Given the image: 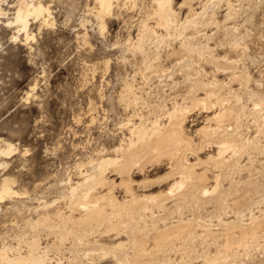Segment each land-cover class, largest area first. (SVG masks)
<instances>
[{"label": "rangeland", "instance_id": "1", "mask_svg": "<svg viewBox=\"0 0 264 264\" xmlns=\"http://www.w3.org/2000/svg\"><path fill=\"white\" fill-rule=\"evenodd\" d=\"M16 1L3 0L1 4L2 8L8 11L9 17L12 16L11 13L15 9L13 5ZM122 1L121 5H123L115 8V14L106 23V28L101 29L94 16L93 9H90L94 5V0H42L44 4L50 5L51 24L40 25V21L34 22L31 19L30 32L34 33V37L27 41L23 39V35L20 36L21 39L13 40L11 36L14 29L5 25L3 22L5 18L0 19V147L2 148V144H10L15 148L9 155H3V158L1 156L0 181L5 175L10 179L12 178V189L17 192V194L0 200V243H2L0 247L3 244L10 246L13 244L12 246L15 245L14 247L17 246L25 252L27 245L20 242V240L24 236L31 238V235L34 234L27 221H31V218L32 221H35L40 213L45 211L46 205L44 206V204H47L49 210L61 208L62 212L69 213L67 205L64 204L65 200L63 201L62 196L64 193H61V191L66 192L70 183L77 181L79 172H85L84 166H86L85 170L90 168V159H95L99 154H102V150H111L123 142L122 139L129 135L128 126L131 124L129 120L138 123L142 117V119L151 121L155 119L156 114L164 116L162 112L170 108L174 99L191 105L189 99L183 101L181 96H185L191 90V82L186 75L189 72L193 77H196L192 68L194 64L190 65L189 69L187 67L180 68L176 63L187 64L188 57L186 55H182V58L181 56H166L172 47L178 46L179 39L172 40L170 46L163 43L158 48L162 56L161 60L167 67L165 72L145 70L142 73L138 68L139 56L131 52L132 50L128 46L125 47V41L129 38H136L139 18L141 20L145 14L153 9V2L151 0ZM206 1L172 0V6L178 17L183 20L189 14L191 5L196 11H201ZM226 1L228 0H213V3H208L207 6L209 7L206 8V10L208 9L206 14L211 15L213 13L216 17L214 18L216 23L214 25L213 23L207 24V26L201 25L200 31L197 33L198 36L195 35L197 39L195 37L194 39H200L201 42L205 43L207 40L213 54L219 56L228 54L234 60L240 59L234 67L235 69L230 70L220 69L215 71L212 65L206 64L205 69L208 75L205 77L212 79L213 73H215L220 82L223 81L228 84L222 88V95L228 96L230 100H233L230 90L234 89L237 92V96L246 110V114L240 117L239 130L241 129V137L252 140L257 136V138H260H258V143L264 144V138L255 130L253 116L248 113L253 106L254 98L255 100L264 98V0H230L233 4V10L231 11H228ZM149 21L152 22V19H149ZM232 26L233 28H231ZM228 29L231 33L227 32ZM232 29L233 31H231ZM224 30L228 37H225ZM160 32H163V30H160ZM192 32V29L186 31L188 35ZM234 34L235 36H232ZM208 37L210 40H208ZM235 38L238 42L236 49L230 45ZM190 58L193 62L198 63L197 55L193 54V57ZM243 71L249 73L250 80L247 82L248 84L242 83L239 78H235L234 81L229 80L231 73L235 72L236 75H239ZM127 81L134 84L136 95L139 94L138 104L130 103L127 97H122L125 93L123 90H125L124 85L128 83ZM199 94L203 95L201 91ZM250 94H253L251 99L249 98ZM153 107L156 112L153 111ZM191 108L187 113L188 133L195 141H200L195 129L203 125L205 116L208 113L197 107ZM231 120L234 122L236 119L229 116L225 121L231 123ZM162 121H165V119L163 118ZM237 137L239 139V136ZM237 137L235 136V139L234 137L232 139L236 140ZM238 139L236 140L237 143ZM257 151L259 149L250 151L251 154L253 153L251 155L252 159H256L251 160L252 171H244L241 180L257 178V176L259 178L264 177V151ZM204 155L205 153L201 156ZM244 161L248 163L247 153L242 158L243 163ZM163 162L157 166L147 164L146 169L142 172H139L138 169L134 170L135 192L152 193L165 190L168 187L173 177L170 176L171 179L168 177L171 173L168 171L170 168H168L169 165L166 160ZM236 176L238 175L235 174V178ZM116 180L117 183L120 182L119 178H116ZM138 180L148 182L149 187L142 188L140 186L142 189L137 188L138 183H140ZM122 190L125 191L119 184L115 187L114 192L117 196L123 197L125 192ZM242 192L244 193L242 190L240 196H236V199L242 197ZM234 199L235 197L226 199L223 206L234 202ZM255 199L253 200L256 202L253 209L254 214L261 218V216H264V196L258 198L257 201ZM51 202H54L55 205ZM213 202L210 204L205 203V206H202L203 208L198 209L200 214L196 213L197 211H190L195 214L192 213L191 215L189 210L184 211V216L190 220L187 221L189 224H185L186 227L191 226L192 229L197 231V235L199 234L198 240L195 239L197 242H194V244H198L192 245L198 251L197 253L206 250L207 247L212 253H215L222 246H218L211 240L210 236L206 235L210 231L222 232V240H225L226 236H229L228 233H231L232 226L226 230L223 229L225 233L222 231L221 227L223 226L219 224L217 216L222 204L218 205ZM216 204L220 207H217ZM244 208V205H241L235 211ZM215 209L218 212L214 211ZM242 211L244 213L243 223L249 222V213L246 210ZM212 212L214 216H211ZM225 212L224 214L220 212V217L224 218V221H231V225H234L235 219L237 220L234 211L228 210ZM194 218H196L195 221H193ZM201 219H203V222ZM191 220L192 224L190 225ZM196 221L197 223L200 222V225ZM209 226L210 228H208ZM263 227L261 228L264 230ZM44 228L43 226L38 227L36 230L33 228V231L38 230L37 233L41 234V246H45L47 242L51 243L56 239H53V236H48ZM259 230L258 245H261V247L258 246L256 250L252 247L245 251L235 245L238 251L236 252L234 248L235 255L230 256L229 261L221 264H264V239L261 238H264V231ZM204 232L205 236L202 237ZM239 235V232H234V236ZM201 238H209L203 243L206 245L201 244ZM70 239L71 236L62 239L64 240L63 243H66L65 245H49L51 249L48 252L49 257L54 260L58 259L55 261L60 264H68L70 256L73 257L68 249ZM208 242L211 245L207 244ZM176 245L179 248L174 251L175 253L171 252L170 257L173 260L171 259L172 261L169 264L203 263L201 258L197 259L196 256L191 255L190 257L194 258L191 259L187 256V251L189 252L187 245L189 244L184 247L182 246L185 243L182 244V242V246L180 243ZM61 249L63 250L61 251ZM92 253H95L94 256L98 264H114V261L104 256L101 251H93ZM100 254L103 256L101 255V257ZM84 258L83 256L80 257L82 264H86L82 260ZM154 262L151 264H168L161 261Z\"/></svg>", "mask_w": 264, "mask_h": 264}, {"label": "bare ground", "instance_id": "2", "mask_svg": "<svg viewBox=\"0 0 264 264\" xmlns=\"http://www.w3.org/2000/svg\"><path fill=\"white\" fill-rule=\"evenodd\" d=\"M121 1L94 0V5L90 9H93L92 11L101 29L106 28V23L115 14V8L123 5H121ZM151 1L153 2V9L148 13L146 11L147 14L141 20L139 18L138 32L135 35L136 38H129L125 41V47L128 46L132 50L131 52L139 56L138 68L142 73L145 70L165 72L167 67L161 60L162 56L158 48L163 43H167L170 46L172 40L179 39L178 46H171L172 48L166 56H181L182 58V55H186L188 57L187 64H182L181 62L176 63L180 68H188L194 64L192 68L194 69L193 71L196 77H193L189 72L187 74L185 71L187 79L191 82V87L188 84L191 90L185 96H181L183 101L189 99L191 105L174 99L172 103L170 102V108L162 112L164 116L162 114H156L155 119L151 121L147 119L149 120L148 122L146 119H142L143 117L140 118L138 123L129 120L131 122L128 126L129 135L122 139L123 142L111 150H102V154H99L95 159H90V168L85 170L86 166H84L85 172H79L77 181L70 183V185L68 184L69 187L66 192L61 189V193H64L62 196L63 201L65 200L64 204L67 205L69 213L62 212L61 208L52 210L49 207L51 209L49 210L47 209V204H44V206L46 205L45 209L43 208L45 211L40 213L35 221H32V218L31 221H27V224L29 223L32 227L34 234L31 235V238L24 236L21 240L19 239L20 242H24L27 245V250L23 252L17 246H12L13 244L11 246L3 244L0 247V264H60L58 261H55L58 259L54 260L52 257H49L48 252L51 250L49 245H65L66 243L64 244V240L62 239L68 236H71L68 249L73 256H70L68 259V264H82L80 259L82 256L85 257L82 260L86 264H98L94 256L95 253H92L93 251H101L104 256L113 260L114 264H151L154 261H156L154 263L161 261L169 264L173 260L170 257L171 252L177 251L179 247L176 244L180 243L181 245V242L182 244L185 243V245H181L182 247L189 244L187 245L189 247V252L187 251L188 257L194 255L197 259L201 258L203 261L201 264H221L222 262L229 261L228 258L230 256L235 255V245L245 251L252 247L255 250L258 246L261 247V245H258L260 235L258 233L260 231L259 229H261V232L264 231L261 228L264 226V216L260 218V216L254 214L253 209L256 202L253 200L256 198L255 200L257 201L258 198L264 196V177L259 178L257 176L255 178L253 175L252 177L255 179H241L243 178L242 174L244 171H252L251 160L256 159H252L253 157L251 155L254 152L252 151L253 153L251 154L250 151L252 149L264 151V144L258 143L260 138L258 137V139L257 136L254 139L252 138V140L247 137L246 139L241 137V129L239 130L240 117L246 114V110L245 106L241 104L237 92L234 89L230 90L233 98V100H230L228 96L222 95V88L228 84L223 81L220 82L216 78L215 73H213L212 79L205 77L208 75L205 69L206 64L212 65L215 71H219L220 69L230 70L236 67L240 59L234 60L228 54H224L223 56L213 54L207 40L206 43L203 41L202 43L200 39H198L199 41L194 39L195 35L198 36L197 33L200 31L199 28L201 25L207 26V24L210 25L213 23L214 25L216 23L214 19L216 17L213 13L211 15L206 14L208 10L206 8L209 7L207 5L213 0H207L203 9L200 7L201 11H196L191 5L189 14L183 20L178 17V14L174 10L172 0ZM2 2L3 0H0V19L5 18L4 21L2 20L5 25L14 29L11 38L15 41L21 39V35H23V39L26 41L34 37V33L32 34L30 32L31 19L34 22L40 21V25L45 26L51 21L50 5L44 4L42 0H17L13 5L15 9L13 12L11 11V17L8 16V11L2 8ZM122 2L124 3L125 1ZM232 5L230 0L226 1V6L229 8L228 11L233 10ZM228 14L230 13L228 12ZM149 19H152V22ZM189 29L193 30L190 35L187 34L188 32L186 33ZM160 30H163V32H160ZM228 30L227 32H230ZM224 34H226V31ZM232 36H235V34ZM223 43L225 44V42ZM230 45L236 49L238 46L237 38ZM193 54L198 56V63L193 62L190 58L191 56L193 57ZM137 62L136 66L138 65ZM231 74L230 81L239 78L242 83L248 84L247 82L250 80L249 73L247 74L245 71L239 75H236L235 72ZM127 82L124 85L125 90L123 91L125 93L122 97L125 96L130 103L136 104L137 100L140 99L138 97L139 94L138 96L136 95L134 84L132 82L129 83V81ZM200 91L203 95L199 94ZM252 95H249L250 99ZM191 107H197L208 113L205 116L203 125L195 129V133L200 137V141H195L189 135L190 133H188L187 113L192 109ZM153 111L156 112L154 107ZM248 113L253 116L256 132L264 138V98L258 100L254 98L253 106L249 109ZM229 116L235 117L236 120L233 122L232 119L231 123L226 122L225 120ZM163 118L165 121H162ZM235 136H239V139L237 137L238 143L236 142L237 139H232L233 137L235 139ZM2 145L4 147H0V159L1 156L3 158V155H9L14 148L10 144ZM203 153L205 155L201 156ZM246 153L248 155V163L246 161L243 163L242 158ZM165 160L169 165L168 168H170L168 171L171 172L168 177H173L168 187L165 190L152 193L135 192L134 184L136 180L133 178L134 170L138 169L139 172H142L146 169L147 164L157 166ZM235 174L238 175L236 178ZM116 178H119L120 182L118 181L117 183ZM11 179L6 177V175L1 179L0 200L17 194L12 189L11 182L13 181ZM141 181L138 180L140 183H138L137 188H141L140 186L142 188L149 187L148 182ZM241 181H244V183ZM119 184L125 189V191L122 190L125 192L123 197L117 196L114 192L115 187ZM244 184L245 186H243ZM242 190L244 191L242 193L243 195L245 194V197L241 195L242 197L236 199V196H240ZM234 197V202L223 206L226 199H233ZM213 201L218 205L222 204L221 207L217 206V204L216 206L220 207V212H223V214L228 210L234 211L233 213H235L234 215L237 220L235 219L234 225H231V221H224V218L222 219L220 217L219 212L217 216L219 218V224L223 226H220L222 231L225 233L224 230L232 226L231 233H228L229 236H226L225 240H222V232L210 231L207 233V230L206 235L208 237L210 236L212 238L211 240L218 246H222L215 253H212L208 247L206 250L197 253L198 251L192 245L196 244L194 242H197L196 240H198L199 234L197 235V231L192 229L191 226L186 227L189 224L187 221L190 220L184 216V211H197L196 213H199L198 209L203 208L202 206H205V203L210 204ZM54 202H51V204ZM14 205L16 206V204ZM48 205L50 204L48 203ZM241 205L245 207L242 210H246L249 213V222L247 223H243V211L240 209L235 211ZM190 213L192 215L193 212ZM212 214L211 216H214ZM223 214L221 213V215ZM203 219H201L202 222ZM198 223L200 225V222ZM41 226L45 227L44 230L47 231L48 236H53V239L56 238L54 241L51 240L53 241L51 243L47 242L45 246H41V234L37 233L38 230L35 231ZM33 228L35 229L34 231ZM236 231L240 234L237 237L234 236V232ZM200 236L202 235L200 234ZM204 236L205 232L202 237ZM261 238L264 239L263 237ZM207 239L209 238H201V244L206 245L203 243ZM56 240L59 241H57V244ZM189 241L190 243H188ZM19 243L16 244L20 245ZM235 251H238L237 248H235ZM191 259L194 258L192 257Z\"/></svg>", "mask_w": 264, "mask_h": 264}]
</instances>
